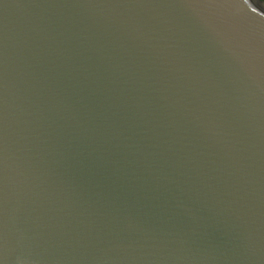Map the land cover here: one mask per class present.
Instances as JSON below:
<instances>
[{
	"label": "water",
	"instance_id": "obj_1",
	"mask_svg": "<svg viewBox=\"0 0 264 264\" xmlns=\"http://www.w3.org/2000/svg\"><path fill=\"white\" fill-rule=\"evenodd\" d=\"M0 264H264V0H0Z\"/></svg>",
	"mask_w": 264,
	"mask_h": 264
}]
</instances>
